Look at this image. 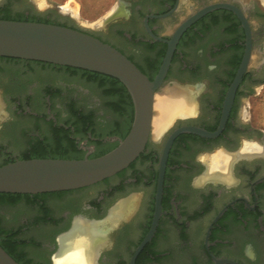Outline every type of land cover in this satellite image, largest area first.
<instances>
[{"label": "flooded vegetation", "instance_id": "1", "mask_svg": "<svg viewBox=\"0 0 264 264\" xmlns=\"http://www.w3.org/2000/svg\"><path fill=\"white\" fill-rule=\"evenodd\" d=\"M20 1L26 0H8L0 8ZM214 6L219 8L180 37L165 80L190 110L160 137L151 136L141 157L117 176L0 210L2 244L14 236L30 264H56L61 238L84 221L104 231L94 264H264V131L250 114L251 100L264 87V0H118L108 22L95 30L80 28L66 15L56 22L117 49L154 81L177 31ZM224 6L238 9L246 23ZM249 45L251 62L228 110ZM254 54L262 56L255 64ZM65 72L82 74L0 58V168L61 152L91 159L128 136L130 108L125 105L119 119H101L85 108V90L51 81L52 73ZM225 118L215 139L189 133L174 139L156 223L162 160L171 137L184 127L217 133ZM210 169L221 179H208ZM122 201L132 203L129 214L109 224ZM248 244L254 261L245 255Z\"/></svg>", "mask_w": 264, "mask_h": 264}, {"label": "water", "instance_id": "2", "mask_svg": "<svg viewBox=\"0 0 264 264\" xmlns=\"http://www.w3.org/2000/svg\"><path fill=\"white\" fill-rule=\"evenodd\" d=\"M216 8L219 7L207 8L177 31L173 42L169 43V52L154 81L120 51L91 34L54 24L0 20V58L52 64L114 78L127 89L134 105V120L130 133L111 152L95 159H34L5 165L0 168V194L35 196L76 191L95 186L128 169L145 152L151 136H154L156 99L166 89L172 88L170 85L165 86V80L180 37L198 18ZM224 8L233 10L246 23L244 15L238 9L230 6ZM60 10L66 14V11ZM108 20H105V24ZM251 58L252 48L249 45L238 79L229 96L228 110ZM225 122L226 118L217 133L184 127L171 137L162 160L156 223L160 215L166 162L174 139L184 133L215 139L222 132ZM74 228L68 234H71ZM0 264L19 263L0 245Z\"/></svg>", "mask_w": 264, "mask_h": 264}, {"label": "rangeland", "instance_id": "3", "mask_svg": "<svg viewBox=\"0 0 264 264\" xmlns=\"http://www.w3.org/2000/svg\"><path fill=\"white\" fill-rule=\"evenodd\" d=\"M42 1V0H41ZM34 0L33 6L28 1L14 2L11 4L13 14H24L32 10L34 13L48 17L54 21L63 20L61 15L75 17V23L82 29L95 30L103 27L105 20L111 17L118 5V0ZM8 0H0V5ZM41 2V4H39ZM60 9L66 11L63 14ZM74 19V18H73ZM262 59L261 55L254 54L253 63H258ZM51 81H62L68 86L83 89L87 96L84 97L85 108L97 112L101 119H119L121 112L113 108V104L119 98L107 97L104 90H101L99 82H94L83 74L74 75L72 73L51 74ZM111 104V106H110ZM250 114L255 127L264 131V87L260 88L256 96L251 100ZM26 205V203H23ZM9 204H0V210L9 209Z\"/></svg>", "mask_w": 264, "mask_h": 264}, {"label": "bare ground", "instance_id": "4", "mask_svg": "<svg viewBox=\"0 0 264 264\" xmlns=\"http://www.w3.org/2000/svg\"><path fill=\"white\" fill-rule=\"evenodd\" d=\"M41 2L39 4H41ZM185 104L179 97L178 92L172 88L166 89L157 96L153 122V133L155 137H160L178 115L181 113L185 114V112L190 110L189 106ZM207 178L218 180L221 179V174L218 170L210 169ZM131 205V202L122 201L119 203L112 212L108 223L116 224L122 217L129 214L128 211ZM105 223H103V225ZM95 225H89L84 221L76 222L73 232L61 239V250L56 256V264H94L100 252V248L104 243V231L99 228V226Z\"/></svg>", "mask_w": 264, "mask_h": 264}, {"label": "trees", "instance_id": "5", "mask_svg": "<svg viewBox=\"0 0 264 264\" xmlns=\"http://www.w3.org/2000/svg\"><path fill=\"white\" fill-rule=\"evenodd\" d=\"M0 20L17 21V22H37V23L60 25L56 21L48 17L34 13L32 10L28 11V13L15 15L12 13L10 4H6L0 8ZM68 69L75 73L76 72L82 73L85 75V77L90 78V80L94 82H99L101 90H104V93L105 95H107V97L119 98V101L113 104V108L117 110L118 112H121L123 111L125 105L129 107L131 111V120H130L131 122L130 123L133 124L134 105H133L132 99L127 89L118 80L108 77V76L101 75V74L88 72V71H83V70H78V69H73V68H68ZM85 119H91V117H85ZM109 152H111V150L106 151L98 155L95 158L104 156ZM68 154H70V152H61L59 153V155L51 157V158L47 157V158H35V159L83 160L80 158H72ZM95 158H91V159H95ZM27 160H34V159H27ZM30 198H31V195L0 194V204L14 205V204L21 202L23 199L30 200ZM1 235L2 233H0V236ZM0 245L19 264H30V262H28L25 259L24 255L18 252L19 243L16 241L14 236H9V241L6 242L5 244L4 243L2 244L0 242Z\"/></svg>", "mask_w": 264, "mask_h": 264}, {"label": "clouds", "instance_id": "6", "mask_svg": "<svg viewBox=\"0 0 264 264\" xmlns=\"http://www.w3.org/2000/svg\"><path fill=\"white\" fill-rule=\"evenodd\" d=\"M245 255L248 256L250 260L254 261L256 259L255 252L251 244L245 246Z\"/></svg>", "mask_w": 264, "mask_h": 264}]
</instances>
